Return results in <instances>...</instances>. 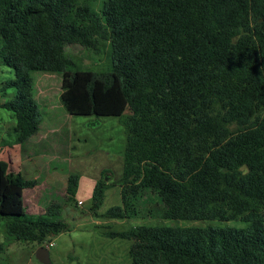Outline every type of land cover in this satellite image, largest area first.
<instances>
[{"label":"trees","instance_id":"obj_1","mask_svg":"<svg viewBox=\"0 0 264 264\" xmlns=\"http://www.w3.org/2000/svg\"><path fill=\"white\" fill-rule=\"evenodd\" d=\"M75 5L0 0V63L14 71L1 92L15 91L0 107L16 120L17 144L42 122L32 74L60 73L69 115L122 117L126 128L122 206L104 217L133 216L132 199L151 190L166 220L245 224L109 233L133 241V264H264V0H105L100 12ZM101 41L111 44L110 70H75L66 47L99 55ZM38 184L0 162L6 234L42 246L67 224L58 201L24 217V191ZM78 185L69 176L66 203ZM111 185L96 183L93 212Z\"/></svg>","mask_w":264,"mask_h":264},{"label":"rangeland","instance_id":"obj_2","mask_svg":"<svg viewBox=\"0 0 264 264\" xmlns=\"http://www.w3.org/2000/svg\"><path fill=\"white\" fill-rule=\"evenodd\" d=\"M105 0H76L78 7L88 5L100 12ZM70 22H77L75 12ZM99 55L78 45L66 47V55L75 70L105 72L111 68V44L100 42ZM33 95L42 118L38 134L24 144H17L13 114L0 107V162L10 171L20 172L27 179L38 178L40 187L24 194L25 218L43 215L52 201L64 204L61 218L67 230L47 240L42 246L23 242L6 234L0 220V264H42L36 257L39 247L48 249L50 264H133L130 250L133 241L111 237L109 233L129 231L139 226L204 227L231 226L241 228L242 221L188 222L164 219L163 204L156 192L142 190L132 199L136 214L124 219H108L104 214L122 206L120 180L123 175L126 149V128L122 117L71 116L61 106L60 73L35 72ZM14 78V71L0 63V103L13 99L14 90L1 92L3 83ZM71 175L79 177L75 201L66 203V188ZM112 184L105 191L104 203L93 212L92 195L97 182ZM47 183L51 184L50 187ZM50 190V191H49ZM49 191V193H47ZM54 191V192H53Z\"/></svg>","mask_w":264,"mask_h":264},{"label":"water","instance_id":"obj_3","mask_svg":"<svg viewBox=\"0 0 264 264\" xmlns=\"http://www.w3.org/2000/svg\"><path fill=\"white\" fill-rule=\"evenodd\" d=\"M36 257L42 264H50L49 251L46 247H39L36 251Z\"/></svg>","mask_w":264,"mask_h":264},{"label":"crops","instance_id":"obj_4","mask_svg":"<svg viewBox=\"0 0 264 264\" xmlns=\"http://www.w3.org/2000/svg\"><path fill=\"white\" fill-rule=\"evenodd\" d=\"M61 92H62V91H61ZM35 100H36V99H35ZM60 100H61V99H60ZM36 102H37V101H36ZM37 103H38V102H37ZM38 105H39V104H38ZM61 106H62V104H61ZM62 107H63V106H62ZM39 129H40V128H39ZM37 134H38V133H37ZM35 136H36V135H35ZM35 136H34V137H35ZM32 138H33V137H32ZM29 140H30V139H29ZM29 140H28V141H29ZM9 170H10V168H9ZM33 179H35V180H37V181L39 182L38 178L35 177V178H33ZM31 180H32V179H31ZM47 186L51 188L52 185L49 184V183H47ZM39 187H40V182H39V184H38L35 188L27 189V190H34V189H38ZM51 189L54 190L53 187H52ZM27 190L24 191V194L26 193ZM49 191H50V190H49ZM49 191H48L47 193H49ZM53 192H54V191H53ZM24 201H25V199H24Z\"/></svg>","mask_w":264,"mask_h":264},{"label":"built area","instance_id":"obj_5","mask_svg":"<svg viewBox=\"0 0 264 264\" xmlns=\"http://www.w3.org/2000/svg\"><path fill=\"white\" fill-rule=\"evenodd\" d=\"M52 246H53V243L50 242L49 245L46 246V248L49 249V248L52 247Z\"/></svg>","mask_w":264,"mask_h":264}]
</instances>
